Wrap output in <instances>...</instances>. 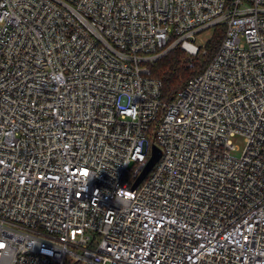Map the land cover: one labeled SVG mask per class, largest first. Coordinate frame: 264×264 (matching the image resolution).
<instances>
[{"label": "built area", "instance_id": "1", "mask_svg": "<svg viewBox=\"0 0 264 264\" xmlns=\"http://www.w3.org/2000/svg\"><path fill=\"white\" fill-rule=\"evenodd\" d=\"M0 264H264V0H0Z\"/></svg>", "mask_w": 264, "mask_h": 264}, {"label": "trees", "instance_id": "2", "mask_svg": "<svg viewBox=\"0 0 264 264\" xmlns=\"http://www.w3.org/2000/svg\"><path fill=\"white\" fill-rule=\"evenodd\" d=\"M222 36L223 28L216 26L210 39L196 55L189 56L177 46L152 63L149 75L160 80L162 101L171 102L189 79L203 71L216 52Z\"/></svg>", "mask_w": 264, "mask_h": 264}, {"label": "rangeland", "instance_id": "3", "mask_svg": "<svg viewBox=\"0 0 264 264\" xmlns=\"http://www.w3.org/2000/svg\"><path fill=\"white\" fill-rule=\"evenodd\" d=\"M214 31V28L206 29L200 33H197L195 35V41L198 45L204 44L207 42L208 39H210L212 33ZM233 143L238 146V151H235L236 154H240L242 148L244 147V140L243 137L240 135H237L233 138Z\"/></svg>", "mask_w": 264, "mask_h": 264}, {"label": "water", "instance_id": "4", "mask_svg": "<svg viewBox=\"0 0 264 264\" xmlns=\"http://www.w3.org/2000/svg\"><path fill=\"white\" fill-rule=\"evenodd\" d=\"M160 155H161L160 149L157 146L152 145L150 158L147 164L145 165V167L143 168V170L141 171L140 175L136 179L133 186H136L138 182L148 173V171L151 169L154 163L158 160Z\"/></svg>", "mask_w": 264, "mask_h": 264}]
</instances>
